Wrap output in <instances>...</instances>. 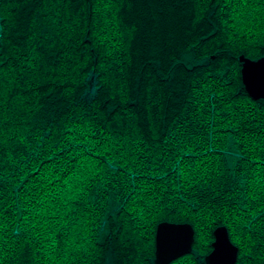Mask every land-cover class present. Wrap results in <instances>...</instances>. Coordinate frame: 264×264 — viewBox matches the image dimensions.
Wrapping results in <instances>:
<instances>
[{
  "label": "trees",
  "instance_id": "obj_1",
  "mask_svg": "<svg viewBox=\"0 0 264 264\" xmlns=\"http://www.w3.org/2000/svg\"><path fill=\"white\" fill-rule=\"evenodd\" d=\"M0 264H155L190 223L264 264V0H0Z\"/></svg>",
  "mask_w": 264,
  "mask_h": 264
},
{
  "label": "water",
  "instance_id": "obj_2",
  "mask_svg": "<svg viewBox=\"0 0 264 264\" xmlns=\"http://www.w3.org/2000/svg\"><path fill=\"white\" fill-rule=\"evenodd\" d=\"M1 36V21H0ZM242 81L249 96L264 99V57L251 59L241 55ZM212 251L205 257L207 264H236L239 248L224 225L214 230ZM195 241V229L190 223L163 221L157 225L155 237V264H170L175 259L191 253Z\"/></svg>",
  "mask_w": 264,
  "mask_h": 264
},
{
  "label": "rangeland",
  "instance_id": "obj_3",
  "mask_svg": "<svg viewBox=\"0 0 264 264\" xmlns=\"http://www.w3.org/2000/svg\"><path fill=\"white\" fill-rule=\"evenodd\" d=\"M105 264H112V262L110 260H107Z\"/></svg>",
  "mask_w": 264,
  "mask_h": 264
}]
</instances>
